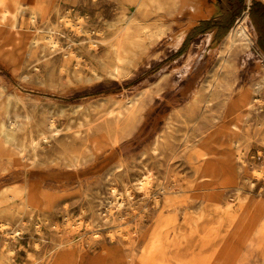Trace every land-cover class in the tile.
<instances>
[{"label":"rangeland","instance_id":"obj_1","mask_svg":"<svg viewBox=\"0 0 264 264\" xmlns=\"http://www.w3.org/2000/svg\"><path fill=\"white\" fill-rule=\"evenodd\" d=\"M38 1L0 14V264H264V0L190 40L180 2Z\"/></svg>","mask_w":264,"mask_h":264},{"label":"crops","instance_id":"obj_2","mask_svg":"<svg viewBox=\"0 0 264 264\" xmlns=\"http://www.w3.org/2000/svg\"><path fill=\"white\" fill-rule=\"evenodd\" d=\"M29 1H31V0H29ZM43 1L44 0H40L41 3H39V1H38V3H39V4H37L38 11H40V7L42 6V4H44V3H42ZM185 1L186 0H169V2H168L169 9H170L169 10V15H171L173 13V12H171V10L174 9V7L178 4V2H180V5H181V9H180V13H179V15H181V12L183 10L182 8L184 7ZM227 1L231 3L230 0H227ZM3 2H4V0H0V14H2L3 12H5L7 9H13L12 7H9L8 5L3 4ZM233 2L235 3V2H237V0H233ZM201 12H202V14L205 15V18L206 19H209V15L213 12V8L212 7L209 8L206 5L205 7L204 6L202 7ZM181 16H188V18L190 19V21L188 23V27H186V29H185V30H188V29L191 28V30L188 33V35H189L188 36V40H190L193 37L197 38V37H200V36H204L208 32H210L211 30H213V32H216V33H218V30L219 29H220L219 30L220 32H223V33L225 32V30H223L222 24L219 23L218 21H212V22H210V21H201V22L198 23V21L205 20V18H201V19L198 18L199 20L198 19L195 20L189 14H187V15L185 14V15H181ZM251 20H252V24L254 26L253 28L255 30V33L257 35V45H258L260 51L264 55V3H259L258 2V3H255L252 6V9H251ZM240 21H242L245 24V26L247 27V29L249 28L248 21H247V14H245L244 17H242L241 19H239L237 21V23L234 26V28L231 30V32L229 33V35L227 36V38L225 39V41L222 43L221 47H222L223 50L229 52V50L231 51L233 49H235V51H238V49H240V50L241 49H246L242 45L232 46L233 47L232 49L228 46L229 36H230V34L233 31H235V29L237 28L238 23ZM0 28H3L4 31H5V26H0ZM1 31H3V30L1 29L0 32ZM175 36L176 35H173L172 39H173V42H174V46L176 48H178L181 45L182 41H179L178 39H176ZM188 46H189V43H188ZM225 47L227 49H225ZM196 57H197L196 51L194 49H191V51L187 55V58H186V61H185L184 64H190V63H192L196 59Z\"/></svg>","mask_w":264,"mask_h":264},{"label":"bare ground","instance_id":"obj_3","mask_svg":"<svg viewBox=\"0 0 264 264\" xmlns=\"http://www.w3.org/2000/svg\"><path fill=\"white\" fill-rule=\"evenodd\" d=\"M207 4H205V2H204V0H186L185 1V3H184V7L182 8L183 10H182V12H181V14L182 15H187V14H189L192 18H194L195 20L196 19H201V18H205V15L204 14H202V12H201V9H202V7L204 6H206ZM211 11V10H210ZM32 15H33V20H35V15H36V12L34 11V13H32ZM246 17V16H245ZM193 19V20H194ZM198 19V20H199ZM205 20H206V18H205ZM10 22L11 23H9V24H2V26H6V27H11V28H13V29H15L16 27H17V18L15 17V16H12V18H11V20H10ZM194 23V22H193ZM1 26V25H0ZM20 31V30H19ZM248 31V29H247V27L245 26V24L242 22V21H240L239 23H238V26H237V28L235 29V31H233L231 34H230V36H229V40H228V46L232 49L233 47L232 46H234V45H236V43H238V41H239V39H241L242 37H247V32ZM4 32V31H3ZM9 34V33H8ZM6 37V36H5ZM127 38H128V33H124L122 36H121V38H120V40H119V53H118V61H119V63H121V62H123V60H124V57H123V46L126 44V40H127ZM175 38L176 39H178V35L176 34V36H175ZM47 39H48V41H49V43H50V45H52V46H56V42L52 39V37H47ZM13 40V39H12ZM227 42V41H226ZM5 43V42H4ZM249 43V42H248ZM25 44V43H24ZM225 44V43H224ZM245 44V43H244ZM246 44H247V42H246ZM2 45H4V44H2ZM239 45V44H238ZM237 45V46H238ZM243 46V45H242ZM5 47H7V46H5ZM61 47V46H60ZM246 48V47H245ZM248 49H249V47H247ZM246 48V49H247ZM225 49H227L226 47H225ZM229 50V49H228ZM15 51V50H14ZM230 51V50H229ZM13 56V55H12ZM22 56V55H21ZM14 57V56H13ZM122 70V66L121 65H118L117 67H116V71L118 72V73H120V71ZM222 86V85H221ZM243 101L244 100H242L241 101V104L243 103ZM46 141V140H45ZM139 186L141 187V188H147V186H148V182H145V181H142L140 184H139Z\"/></svg>","mask_w":264,"mask_h":264}]
</instances>
